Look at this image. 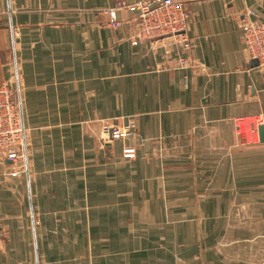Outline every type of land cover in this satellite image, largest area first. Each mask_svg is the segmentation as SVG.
<instances>
[{"label": "crops", "instance_id": "obj_1", "mask_svg": "<svg viewBox=\"0 0 264 264\" xmlns=\"http://www.w3.org/2000/svg\"><path fill=\"white\" fill-rule=\"evenodd\" d=\"M139 1L0 0L25 155H0V264H264V73L240 30L264 0H175L184 27L147 37Z\"/></svg>", "mask_w": 264, "mask_h": 264}, {"label": "built area", "instance_id": "obj_2", "mask_svg": "<svg viewBox=\"0 0 264 264\" xmlns=\"http://www.w3.org/2000/svg\"><path fill=\"white\" fill-rule=\"evenodd\" d=\"M123 6L122 3L117 5ZM126 7L136 13L138 37L151 36L161 29L176 32L177 29L184 27L183 21L188 16L184 7L175 0H141L138 3L127 4ZM107 13L112 27L121 25L115 17V8L107 9ZM240 30L245 51L251 59L256 60V68L264 73V20L249 19L240 25ZM180 41L184 48L189 47L185 36ZM178 61L180 65L186 64L183 58ZM6 83L0 84V151L5 153L8 160L15 161L20 157L17 146L22 145L23 130L17 111L16 91L12 89L10 83ZM252 123L254 124V121ZM112 135L118 136V131L114 130Z\"/></svg>", "mask_w": 264, "mask_h": 264}, {"label": "rangeland", "instance_id": "obj_3", "mask_svg": "<svg viewBox=\"0 0 264 264\" xmlns=\"http://www.w3.org/2000/svg\"><path fill=\"white\" fill-rule=\"evenodd\" d=\"M6 83V82H4ZM2 83V84H4ZM7 84V83H6ZM12 89L14 91H16L13 87V85L11 86ZM18 111V114H19V118H20V112L19 110L17 109ZM20 122H21V118H20ZM255 123L254 124L252 123L251 127H248V126H240V132L247 138V139H250L252 140L253 136H254V133H255ZM22 125V124H21ZM22 130H23V127H22ZM114 130H117L118 131V135H123V136H126V135H129L131 132L130 130L127 128V127H120V126H114L112 127V131L113 132ZM253 133V135H252ZM252 136V137H251ZM23 144V143H22ZM23 145H18L17 146V151L19 150V154H20V157L18 160H15V161H10L11 163H15V164H18L22 161V159H24L25 155H24V151H23V148H22ZM19 147V148H18ZM0 155L1 157H4L6 158V155L3 151H0ZM134 156V149L133 148H124L122 149V157H125V158H128V157H133ZM7 159V158H6Z\"/></svg>", "mask_w": 264, "mask_h": 264}, {"label": "water", "instance_id": "obj_4", "mask_svg": "<svg viewBox=\"0 0 264 264\" xmlns=\"http://www.w3.org/2000/svg\"><path fill=\"white\" fill-rule=\"evenodd\" d=\"M253 64H254V65L257 64L256 60H253ZM258 136H259V140H260V141H263V139H264V131H263V126H262V125H260V126L258 127Z\"/></svg>", "mask_w": 264, "mask_h": 264}]
</instances>
